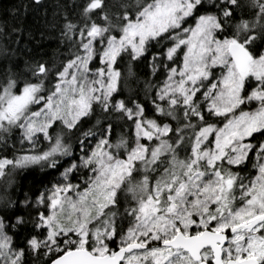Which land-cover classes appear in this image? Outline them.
<instances>
[{"label":"snow or ice","instance_id":"1","mask_svg":"<svg viewBox=\"0 0 264 264\" xmlns=\"http://www.w3.org/2000/svg\"><path fill=\"white\" fill-rule=\"evenodd\" d=\"M73 7L0 80V177L46 180L0 192V264H264V0Z\"/></svg>","mask_w":264,"mask_h":264},{"label":"trees","instance_id":"2","mask_svg":"<svg viewBox=\"0 0 264 264\" xmlns=\"http://www.w3.org/2000/svg\"><path fill=\"white\" fill-rule=\"evenodd\" d=\"M130 2L132 0H109L114 11ZM73 3L74 0H44L39 4L33 0H0V80L9 67L30 75L27 65L34 61L59 66L66 60L70 51L69 42L61 36V31L65 15L72 16L76 11ZM134 71L143 80L149 70L141 65ZM14 138L19 140L18 132L13 133L9 143H14ZM27 149L25 143L21 148L0 152V155L6 154L11 158L14 151ZM42 182H46L45 172L39 166H32L0 177V192L8 186L14 198L23 199L24 193L36 192Z\"/></svg>","mask_w":264,"mask_h":264},{"label":"rangeland","instance_id":"3","mask_svg":"<svg viewBox=\"0 0 264 264\" xmlns=\"http://www.w3.org/2000/svg\"><path fill=\"white\" fill-rule=\"evenodd\" d=\"M14 143H15L17 148H21V145H20L19 140L17 138H14ZM28 147H29V145H28Z\"/></svg>","mask_w":264,"mask_h":264},{"label":"water","instance_id":"4","mask_svg":"<svg viewBox=\"0 0 264 264\" xmlns=\"http://www.w3.org/2000/svg\"><path fill=\"white\" fill-rule=\"evenodd\" d=\"M33 1L36 3V0H33ZM41 1H44V0H40V2H41Z\"/></svg>","mask_w":264,"mask_h":264}]
</instances>
